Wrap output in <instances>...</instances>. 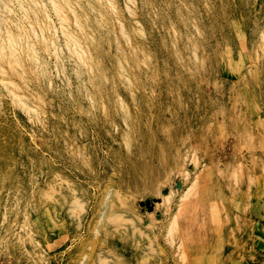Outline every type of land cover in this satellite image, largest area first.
I'll list each match as a JSON object with an SVG mask.
<instances>
[{
  "label": "rangeland",
  "instance_id": "374dc122",
  "mask_svg": "<svg viewBox=\"0 0 264 264\" xmlns=\"http://www.w3.org/2000/svg\"><path fill=\"white\" fill-rule=\"evenodd\" d=\"M0 264H264V0H0Z\"/></svg>",
  "mask_w": 264,
  "mask_h": 264
}]
</instances>
